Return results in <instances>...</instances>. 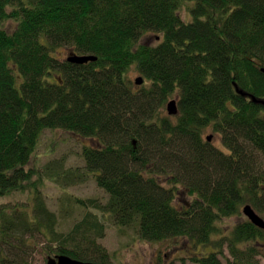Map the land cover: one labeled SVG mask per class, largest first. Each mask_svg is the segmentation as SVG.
<instances>
[{
    "label": "trees",
    "instance_id": "trees-1",
    "mask_svg": "<svg viewBox=\"0 0 264 264\" xmlns=\"http://www.w3.org/2000/svg\"><path fill=\"white\" fill-rule=\"evenodd\" d=\"M147 32L160 40L137 45ZM62 47L98 59L72 63L57 56ZM133 64L148 85L128 78ZM263 67L264 0H0V195L31 191L0 205V264H35L38 241L111 264L98 212L145 240L200 245L182 264H261L264 229L250 220L214 235L243 204L264 214V107L236 90L264 98ZM174 94L179 113L164 114ZM47 129L95 145L83 146L81 165L28 168ZM90 179L104 196L67 194L61 215L40 189ZM179 192L194 199L177 205ZM69 207L82 215L66 229ZM225 244L233 260L223 262Z\"/></svg>",
    "mask_w": 264,
    "mask_h": 264
},
{
    "label": "rangeland",
    "instance_id": "rangeland-1",
    "mask_svg": "<svg viewBox=\"0 0 264 264\" xmlns=\"http://www.w3.org/2000/svg\"><path fill=\"white\" fill-rule=\"evenodd\" d=\"M191 3L185 2L181 8L182 17L188 21L190 18L189 6ZM12 26V23L8 24ZM161 38V34H155L153 32L146 33L139 40L137 45L147 43L150 45L156 44ZM69 48H59L57 56L67 57L71 53ZM127 76L134 83L136 78L142 76L138 71L137 64H133L127 73ZM145 85L150 83L145 79ZM135 84V83H134ZM177 94H174L169 100L177 98ZM168 100V101H169ZM167 101V102H168ZM167 102L162 108L164 114L167 112ZM209 134L213 135L212 141L220 148H224L220 136L214 135L210 129L204 132L206 138ZM84 145H95L93 138H85L80 135L67 131L64 129H47L45 130L36 147L35 152L29 162L28 168L40 169L51 159H67V164L81 165L83 163L82 148ZM225 149V148H224ZM225 151H228L225 149ZM181 188V187H180ZM41 193L46 197L48 206L61 215L64 213L63 208L66 204L67 194L73 197H89V196H104V191L90 179L88 182L82 185H77L69 188H62L56 185L53 181L44 180V183L40 185ZM182 190V189H181ZM31 196V191L16 190L9 194L0 195V205H20L23 204ZM177 202L183 205L186 202H190L194 199V196L187 194L177 195ZM241 206L240 213L231 217H223L217 220L216 226L219 228V232L214 235V238H218L230 230L239 222H243L247 217L243 214V207ZM70 214L63 216V224L66 229L72 227L74 220L80 217V211L73 207H69ZM66 211V210H65ZM96 212H98L96 210ZM100 217L105 223L106 232L105 236L100 240L101 244L106 248L107 254L111 264H182L183 260L192 263L189 259L190 256L197 255L201 251L200 245H194L192 241L184 237L167 238L161 241H149L142 239L135 226H122L118 225L111 220L109 216L101 215ZM264 217V214L259 213ZM37 248L33 252V260L35 264H46L47 257L55 255L53 251L50 253L46 241H38ZM259 247L264 249V240L258 243ZM212 249L211 246L207 247L206 252ZM224 258L223 262H226V258L233 257L230 254L228 245L223 247ZM261 264H264V256H260Z\"/></svg>",
    "mask_w": 264,
    "mask_h": 264
},
{
    "label": "water",
    "instance_id": "water-1",
    "mask_svg": "<svg viewBox=\"0 0 264 264\" xmlns=\"http://www.w3.org/2000/svg\"><path fill=\"white\" fill-rule=\"evenodd\" d=\"M96 59L97 56L95 55H80L74 52H72L68 57L69 61L75 63H86L89 61H94ZM262 71L264 72V67L262 68ZM136 82L137 84H141L143 82V78L142 77L137 78ZM236 90L238 93L250 97L253 102L261 104L264 107V98L257 97L253 93H250L240 88L238 85H236ZM167 110L168 113L171 115L179 113L176 99H172L167 103ZM207 139L211 140L212 136L209 135ZM243 212L255 225L264 229V218L261 215H259L250 204H246L244 206ZM46 264H102V263L83 261L77 258H73L67 254H59L55 256H49Z\"/></svg>",
    "mask_w": 264,
    "mask_h": 264
}]
</instances>
